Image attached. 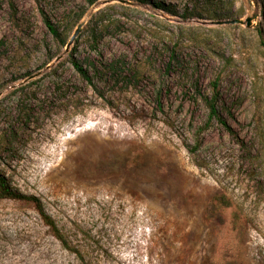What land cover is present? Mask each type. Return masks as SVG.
Here are the masks:
<instances>
[{
	"label": "rangeland",
	"instance_id": "1",
	"mask_svg": "<svg viewBox=\"0 0 264 264\" xmlns=\"http://www.w3.org/2000/svg\"><path fill=\"white\" fill-rule=\"evenodd\" d=\"M196 1L0 0V174L79 251L4 198L0 264H264V0Z\"/></svg>",
	"mask_w": 264,
	"mask_h": 264
},
{
	"label": "trees",
	"instance_id": "2",
	"mask_svg": "<svg viewBox=\"0 0 264 264\" xmlns=\"http://www.w3.org/2000/svg\"><path fill=\"white\" fill-rule=\"evenodd\" d=\"M96 0H86V2L91 5ZM221 1L222 0H200L196 1L195 6L192 9V12H188V8H186L183 11L184 17H199V18H206L209 19H229L232 17L231 13H225L223 12V8L221 7ZM201 4V5H200ZM161 9L171 11V8L166 6L163 3L157 4ZM202 8V9H201ZM204 11V12H200ZM263 15H264V8H263ZM45 22L49 28V30L52 32L54 36H58V30L57 28L49 22V20L45 17ZM260 45L262 46L264 50V35L261 32L260 37ZM71 63L73 66L77 69V71L82 75V77L89 79L88 74L86 70H84L79 64L78 60L71 55L70 58ZM220 98V80L218 78H215L210 82V90L208 94H204L203 101L207 108V119L205 120L204 124L199 127V133L201 131H204L208 128V126L212 125L213 122H218L219 124L223 125L229 132H232L231 128L227 125L226 121L224 120L222 114L218 110V101ZM202 143L201 139H197L195 141L194 148H198ZM17 199V200H24L27 202H32L38 211L42 221L49 227L52 235L61 243V245L72 252L79 253V251L71 246L68 238L65 236V234L61 231L60 227L57 225L56 221L44 210V207L41 203V201L33 195H26L21 193L20 191L12 188L8 182V180L5 178L4 175L0 174V199ZM79 255V254H78Z\"/></svg>",
	"mask_w": 264,
	"mask_h": 264
},
{
	"label": "water",
	"instance_id": "3",
	"mask_svg": "<svg viewBox=\"0 0 264 264\" xmlns=\"http://www.w3.org/2000/svg\"><path fill=\"white\" fill-rule=\"evenodd\" d=\"M256 17V15L254 16H250V17H246L245 20H242L241 18H234V19H229L226 21H223L221 23H232V24H245L247 27L251 26V22L252 19H254ZM81 28V25H79L76 30L74 31L73 35L70 37L67 45H66V50L69 48V46L73 43L77 33L79 32Z\"/></svg>",
	"mask_w": 264,
	"mask_h": 264
}]
</instances>
